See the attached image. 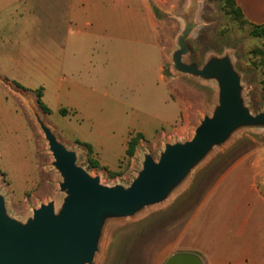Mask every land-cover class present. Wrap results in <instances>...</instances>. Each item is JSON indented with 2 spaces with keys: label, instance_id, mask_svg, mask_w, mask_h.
I'll return each instance as SVG.
<instances>
[{
  "label": "rangeland",
  "instance_id": "obj_1",
  "mask_svg": "<svg viewBox=\"0 0 264 264\" xmlns=\"http://www.w3.org/2000/svg\"><path fill=\"white\" fill-rule=\"evenodd\" d=\"M60 1L0 0V193L11 216L25 221L41 203L54 200L59 206L64 196L33 110L77 151L78 163L106 185H130L145 153L157 160L165 143L192 138L204 114H211L218 91L215 81L179 73L173 66L172 54L185 27L182 14L194 2L197 27L187 39L190 51L184 60L201 67L212 55L230 53L242 76L246 104L253 113L264 110V40L252 36L253 26L225 0H158L157 8L151 6L158 17L155 32L146 8L154 0H100V5L93 0L98 24L88 28L84 46L79 38L72 42ZM118 1H124L125 10L112 8ZM147 38L153 45L147 49L135 43ZM40 88L49 113L38 104ZM61 108L69 112L64 115ZM138 132L144 138L128 157V141ZM79 142L91 143L93 153ZM255 157L264 158V128L237 131L165 202L110 222L95 264H165L166 244L245 158L212 196L245 190L252 200L251 226L264 238V198H253L256 193L249 187ZM241 180L243 185H237ZM258 188L264 195L261 182Z\"/></svg>",
  "mask_w": 264,
  "mask_h": 264
},
{
  "label": "water",
  "instance_id": "obj_2",
  "mask_svg": "<svg viewBox=\"0 0 264 264\" xmlns=\"http://www.w3.org/2000/svg\"><path fill=\"white\" fill-rule=\"evenodd\" d=\"M196 2L182 18L185 27L172 54L174 69L203 81H215L217 103L204 114L191 139L165 143L156 160L145 153L130 185H106L78 163L76 150L62 143L33 110L59 172V206L41 203L25 221L11 216L0 193V264H95L108 224L134 217L165 202L216 148L244 128H264V110L253 113L245 102L242 76L232 55H212L200 67L186 62L188 37L197 27ZM165 264H203L193 253H176Z\"/></svg>",
  "mask_w": 264,
  "mask_h": 264
},
{
  "label": "crops",
  "instance_id": "obj_3",
  "mask_svg": "<svg viewBox=\"0 0 264 264\" xmlns=\"http://www.w3.org/2000/svg\"><path fill=\"white\" fill-rule=\"evenodd\" d=\"M92 1L61 0L59 3V6L66 11L64 19L69 24L71 33L74 34L72 42L75 38H79L81 44L84 40L83 46L86 44L87 35L90 34L87 31L88 28L90 29L94 22L98 24L97 19L93 17ZM235 1L249 22L264 24V0ZM99 2L100 5L101 1L99 0ZM155 2L160 3L158 0H154L151 1V5L147 4L146 7L148 9V25L153 26L154 32L157 28L158 17L151 6L157 8ZM117 3L112 7L114 10L118 8L125 10L124 1ZM161 11L166 12L162 8ZM135 43L143 45L145 49L153 46L151 39L148 38ZM63 57L65 58V55ZM242 161L233 166L226 176L218 181L192 212L182 230L170 243L166 244L167 259L176 253L184 252L198 255L203 264H264L263 234L258 233L257 226H251L254 214L249 208V204H252L250 203L252 200L244 195L245 190L240 191L242 194L212 196L219 185L241 167ZM255 162L257 166L250 173L249 187L256 193L253 198L263 199L264 195L258 188V183L261 182L264 185V167L262 165L264 158H256ZM237 185L242 186V180ZM257 219H260V224H262L263 214Z\"/></svg>",
  "mask_w": 264,
  "mask_h": 264
},
{
  "label": "trees",
  "instance_id": "obj_4",
  "mask_svg": "<svg viewBox=\"0 0 264 264\" xmlns=\"http://www.w3.org/2000/svg\"><path fill=\"white\" fill-rule=\"evenodd\" d=\"M225 1H226V4L234 7L232 12L236 13L240 18H242L244 21L248 22L250 25L253 26L251 30L252 36L259 37L264 40V24H254V23L249 22L244 16L241 8L238 6L235 0H225ZM37 97H38L37 99H38L39 106L49 113L50 108L43 101V89L42 88H40L37 91ZM60 111L64 115H66L69 112L68 109L66 108H61ZM143 138H144V135L141 132H138L136 135L132 136L129 139L128 146L126 149V155L128 157H132L135 154L136 147L139 144V141ZM79 143L83 144L87 148L89 155L93 153V146L91 143H88V142H79ZM90 164L96 167L98 166V161L90 158Z\"/></svg>",
  "mask_w": 264,
  "mask_h": 264
}]
</instances>
